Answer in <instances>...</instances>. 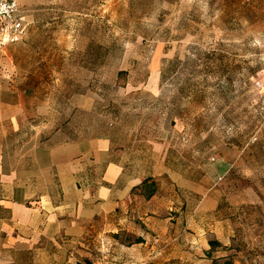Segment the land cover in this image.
<instances>
[{
  "label": "rangeland",
  "instance_id": "obj_1",
  "mask_svg": "<svg viewBox=\"0 0 264 264\" xmlns=\"http://www.w3.org/2000/svg\"><path fill=\"white\" fill-rule=\"evenodd\" d=\"M19 3L28 33L9 47L18 73L0 99L25 88L31 126L0 144L29 198L0 218V264H264V0ZM106 135L167 147L151 160L170 175L154 223L90 216L103 175L83 163Z\"/></svg>",
  "mask_w": 264,
  "mask_h": 264
},
{
  "label": "crops",
  "instance_id": "obj_2",
  "mask_svg": "<svg viewBox=\"0 0 264 264\" xmlns=\"http://www.w3.org/2000/svg\"><path fill=\"white\" fill-rule=\"evenodd\" d=\"M21 15L25 21V33L16 44L21 42L28 33L29 24L22 9ZM9 47L0 52V79H11L14 82L13 79L18 71L10 54L13 49L9 50ZM26 91L24 88L23 95L17 99L12 98L9 101L0 99V138L11 137L13 134L26 135V124L30 125L31 118V103L24 97ZM2 108L7 109L8 113H2ZM4 123L8 124V133H6ZM140 142L143 143L141 150L136 142L132 145L119 144L112 135H106L102 139L91 141L88 153L91 155L94 153L98 156L95 161L85 162L83 166H86L89 171L100 169L103 175L102 184L90 188L87 195L89 196L87 202L93 207L91 217L106 218L108 214L117 210L121 214H128L130 210L135 212L139 218H145L148 222L154 223L156 221L159 207L154 204V200L159 191L164 188L165 182L161 180V174L154 171L151 160L153 154H158L156 156L158 161L160 158L166 159L167 154L163 151L167 147L149 138L138 143ZM139 152L146 154L148 157L147 166L142 172L136 171L133 162L127 158L128 153ZM3 155L4 150L0 144V189L2 190V193L0 192V218L3 217V214L19 218L21 214L25 213V203L29 197L25 194L24 183H21V179L17 177L16 169L10 168L9 165L6 166ZM130 171L134 173L132 176H129ZM168 177L170 178V175ZM169 178H165L167 187L170 185ZM146 180L149 184L155 183L156 192L151 196H147V193L140 196H130L132 190L141 186ZM129 203L133 204L132 209H129ZM134 203H136L137 210L133 209L135 207ZM44 232L47 234L48 229H45ZM58 232H60V229H55V235Z\"/></svg>",
  "mask_w": 264,
  "mask_h": 264
},
{
  "label": "built area",
  "instance_id": "obj_3",
  "mask_svg": "<svg viewBox=\"0 0 264 264\" xmlns=\"http://www.w3.org/2000/svg\"><path fill=\"white\" fill-rule=\"evenodd\" d=\"M25 33L19 0H0V52L16 44Z\"/></svg>",
  "mask_w": 264,
  "mask_h": 264
},
{
  "label": "trees",
  "instance_id": "obj_4",
  "mask_svg": "<svg viewBox=\"0 0 264 264\" xmlns=\"http://www.w3.org/2000/svg\"><path fill=\"white\" fill-rule=\"evenodd\" d=\"M142 187L146 189L147 196H151L156 192L154 182L149 184L148 181L146 180L143 182ZM210 244H211L212 248L219 246L218 241H211ZM213 264H234V262L231 258H224L222 261L214 260Z\"/></svg>",
  "mask_w": 264,
  "mask_h": 264
}]
</instances>
